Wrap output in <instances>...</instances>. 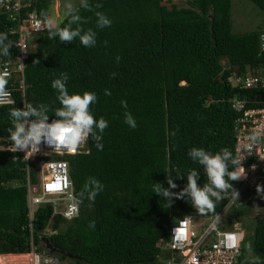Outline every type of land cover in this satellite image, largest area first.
<instances>
[{"label": "trees", "instance_id": "obj_1", "mask_svg": "<svg viewBox=\"0 0 264 264\" xmlns=\"http://www.w3.org/2000/svg\"><path fill=\"white\" fill-rule=\"evenodd\" d=\"M160 1L90 0L93 6L103 5L94 11L80 10L87 21L83 27L97 33L94 47L85 48L78 39H49L42 30L30 35L34 42L31 48L26 44L22 60V91L17 80L8 78L15 105L0 106V143H8L10 108L23 107L25 98L34 105L48 104L49 120L55 119L51 112L60 105L50 82L66 72L70 92L97 94L92 114L109 124L102 151L89 138L77 154L61 156L67 163L71 191L78 193L90 176L104 190L91 206L88 201L81 204L79 216L72 220L59 215L49 220L50 205L38 204L28 225L24 161L19 152L0 151V254L32 249L41 257L67 259L73 264H160L167 254L164 244L173 218L213 215L199 214L186 199L174 198L167 206L152 188L156 182L168 187L165 173L176 176L192 168L200 171L198 184L207 182L202 166L187 155L191 147L213 152L228 147L234 152V120L239 112L231 102L242 100L244 107L264 105V87L246 89L231 85L228 78L231 74L264 75V51L257 44V35L264 28L232 33L230 0H183L185 6H165ZM249 1L264 10V0ZM49 2L29 0L20 7L19 15L34 11L40 17ZM95 11L110 18L111 26L96 28ZM60 21L66 23L64 16ZM16 24L17 20L0 10V32L8 33L15 44L17 32L9 30ZM16 53L17 46H13L11 55L0 56V62L13 60ZM106 89L111 95L104 94ZM122 100L137 122L135 129L124 123ZM34 174L28 161L30 182H34ZM174 180L181 189L186 175ZM232 183L236 188L237 183ZM227 202V196L218 202L216 213ZM230 205L223 212L226 216L235 214L236 218L245 211V205L236 210L228 209ZM90 221H95L94 229L89 228ZM47 225L51 243L76 257L42 249L37 235ZM222 225L230 227V220ZM249 237L254 255L264 261V216L253 220ZM247 260V249L240 244L237 264H247Z\"/></svg>", "mask_w": 264, "mask_h": 264}, {"label": "clouds", "instance_id": "obj_2", "mask_svg": "<svg viewBox=\"0 0 264 264\" xmlns=\"http://www.w3.org/2000/svg\"><path fill=\"white\" fill-rule=\"evenodd\" d=\"M63 7L65 9L64 18L66 23L50 17L46 12L42 11L40 18L35 20L36 30L46 31L49 39L58 38L60 42H73L78 39L83 47H94L97 33L92 28L85 29L83 27L87 21L80 15V10L94 11V9L102 8L103 5L97 3L93 6L90 0H78V3L76 0H64ZM94 14L96 17V28L104 29L111 26V19L103 12L95 11ZM261 31H264V29ZM13 46L17 45L9 40V34L0 32V56H10ZM116 59L118 61L119 57ZM36 62L40 61L37 60ZM8 77V72L0 73V106L5 104L15 105V101L10 100V93L7 91ZM68 79V73L61 72L50 82L51 88L56 92V101L60 105L55 108L54 112H51L54 114L55 119L49 120L50 106L48 104L39 103L34 105L27 98L22 100L23 107L15 106L10 108L11 126L8 128V143L6 145L5 143H0V151L24 152V155L30 158L41 151V145H46L57 153L69 151L72 154H77L78 149L85 145L89 138L92 139L98 150H103V134L109 124L104 117L96 118L92 114L91 106L97 103L98 96L95 92L88 90L70 92L67 88ZM229 81L232 85L233 82L230 79ZM104 94L111 95V92L106 89ZM121 106L125 109L124 123L135 129L137 122L133 115L127 111V102L122 100ZM261 106L264 107L261 104L260 106L243 107L256 108ZM172 135H175V133H172ZM259 148H264V131L262 130L250 132L235 154L228 147H223L216 152L201 147H191L187 155L193 162L200 167L202 166L207 182L202 185L198 184L200 171L192 168L176 176L165 173L168 187L156 182L153 185L152 192L166 200L168 202L167 206L172 203L174 198L186 199L191 202V205L199 214H214V219L209 224V229L216 230L219 223V215L216 214L217 203L224 200L226 196L232 202L239 201V191L232 182L239 181L247 176L242 163L246 156L242 159L241 153L246 152L251 155L256 153ZM259 158L264 159V155ZM252 167L254 169L255 165ZM185 175V185L178 192L172 191V189L177 188L174 177L183 179ZM62 182L63 187H61ZM68 186L66 177H62L61 173L57 172V183L50 189V191L67 195L70 205L63 215L68 220L78 217L81 204L88 201L89 206H91L95 202L97 195L104 190V185L91 176L86 179L78 193L75 190L66 193L65 190ZM256 193L261 199H264V186L257 184ZM88 226L94 229L95 221H90ZM244 236L245 234L242 232L234 234L230 238L232 242L226 243V246L229 249H236L237 254H239V245L244 240ZM176 239L178 242L183 243L186 237L177 234ZM246 249L248 252L247 264H264V261L259 256L254 255L251 243L246 245ZM30 250L26 253H29Z\"/></svg>", "mask_w": 264, "mask_h": 264}, {"label": "built area", "instance_id": "obj_3", "mask_svg": "<svg viewBox=\"0 0 264 264\" xmlns=\"http://www.w3.org/2000/svg\"><path fill=\"white\" fill-rule=\"evenodd\" d=\"M28 2L29 0H0L1 12H5L11 20H17L16 28L9 30V32H17V53L14 55L13 60L5 59L0 62V73L8 72V78L11 77L17 80L20 91H22V60L26 56V40L32 33L37 31L35 20L40 18L34 11L27 12L20 17V7L26 6ZM257 44L259 51H264V31L258 33ZM229 79L242 88L264 87V75L262 74H231ZM7 91L10 93L11 88L7 87ZM242 105L243 102L241 100L234 99L231 102V107L240 112V115L234 120V154L250 132L253 130L264 131V107L244 108ZM66 154L72 153L69 151L57 153L46 145H41V151L30 158L24 155V152H19L20 158L24 161L25 206L28 225H30L33 208L38 204L44 203L50 205L51 216L59 215L66 219L63 213L68 210L70 205L67 195L50 191L52 188L50 186H54L57 183V172H59L62 177H66L69 184L65 192H71L67 163L61 158L62 155ZM262 155H264V148H259L256 153L251 155L246 152L241 153L242 159L246 156L242 163L247 176L244 179L235 181L237 183L236 189L239 192L242 189H254L257 184L262 186V181L264 180V159L259 158ZM28 161L32 162L35 169L34 182L28 180ZM253 165H255L254 169ZM61 187H63V182ZM221 209L216 213L219 215V223L216 230L209 229V224L213 221L214 214L206 217L193 216L194 219L192 215L188 214L173 218L167 226V240L164 244L167 254L160 259V264H237L239 255L237 250L229 249L226 243H231L230 238L234 234L241 232L232 226V223L230 227L222 225L223 210ZM177 234L186 237L183 243L177 241ZM31 253L35 254L34 256L41 257L32 250H30ZM47 258L50 257L45 256L40 259L45 262Z\"/></svg>", "mask_w": 264, "mask_h": 264}, {"label": "rangeland", "instance_id": "obj_4", "mask_svg": "<svg viewBox=\"0 0 264 264\" xmlns=\"http://www.w3.org/2000/svg\"><path fill=\"white\" fill-rule=\"evenodd\" d=\"M78 2V0H76ZM160 3H163L165 6H168L170 3H174L176 6H185V3L183 0H161ZM64 0H50L46 13L57 20H60L64 16ZM229 30L232 33L235 34H242L250 30H255L257 28H264V10H261L257 8L253 3H251L249 0H230V6H229ZM30 36V38L27 40V46L29 48L32 47L34 42V37ZM225 61L222 59L220 63H224ZM57 157V156H53ZM174 191L178 192L180 191V188L174 189ZM239 201L232 202L230 199H228V202L222 207L221 210L226 209L228 204L231 202V205L228 209H238L243 208L244 205L245 211L243 213H240L236 216L235 214H230L228 216L222 215L221 220L222 223L225 224V220L229 219L230 224L232 223V226H234L238 231L245 234L244 240L240 243L246 249V245L249 243V234H250V228L252 225V222L255 218L264 216V199H261L257 193L256 188L254 189H242L240 191ZM228 212V210H227ZM52 218V216L49 218V220ZM194 219V217L192 216ZM243 226L245 228H243ZM50 228L48 225L43 229V233H48ZM249 230V231H248ZM23 254V253H22ZM25 257L28 259V264H49L50 262H54L55 264H73L71 261L65 259V260H58L50 257L47 258L44 262L43 259L41 260V257H38L37 255L34 256L32 253L30 255L29 253H25ZM25 257H5L3 256V259H1L0 264H25L19 261L21 258ZM4 260V261H3ZM53 263V264H54Z\"/></svg>", "mask_w": 264, "mask_h": 264}, {"label": "water", "instance_id": "obj_5", "mask_svg": "<svg viewBox=\"0 0 264 264\" xmlns=\"http://www.w3.org/2000/svg\"><path fill=\"white\" fill-rule=\"evenodd\" d=\"M220 73L221 72H219V74ZM232 85H233V83H232ZM37 240H38L39 245L42 247V249L45 250L49 254H61V255L66 256L68 258L76 257V256H73L72 254H70L69 252L63 251L60 248H57L56 246H54L51 243L47 234H44V233L38 234Z\"/></svg>", "mask_w": 264, "mask_h": 264}, {"label": "bare ground", "instance_id": "obj_6", "mask_svg": "<svg viewBox=\"0 0 264 264\" xmlns=\"http://www.w3.org/2000/svg\"><path fill=\"white\" fill-rule=\"evenodd\" d=\"M3 256H5V257H25V256H27V255H25V253H6V254H0V263H1V259H3ZM4 261V260H3ZM19 261L20 262H22V263H25V264H28V259H27V257H25V258H21V259H19Z\"/></svg>", "mask_w": 264, "mask_h": 264}, {"label": "snow or ice", "instance_id": "obj_7", "mask_svg": "<svg viewBox=\"0 0 264 264\" xmlns=\"http://www.w3.org/2000/svg\"><path fill=\"white\" fill-rule=\"evenodd\" d=\"M50 187H54V186H50Z\"/></svg>", "mask_w": 264, "mask_h": 264}]
</instances>
